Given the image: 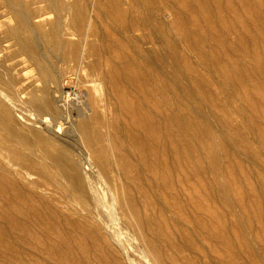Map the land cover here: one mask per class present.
Returning a JSON list of instances; mask_svg holds the SVG:
<instances>
[{
    "label": "bare ground",
    "instance_id": "obj_1",
    "mask_svg": "<svg viewBox=\"0 0 264 264\" xmlns=\"http://www.w3.org/2000/svg\"><path fill=\"white\" fill-rule=\"evenodd\" d=\"M48 5L56 19L32 32L36 46L26 42L34 57L49 46L76 73L74 87L51 92L47 73L31 91L0 81V234L55 229L35 245L67 264H200L204 252L217 264H264V0ZM170 31L194 44L196 65ZM225 140L255 161L257 186ZM186 250L197 256H174Z\"/></svg>",
    "mask_w": 264,
    "mask_h": 264
},
{
    "label": "rangeland",
    "instance_id": "obj_2",
    "mask_svg": "<svg viewBox=\"0 0 264 264\" xmlns=\"http://www.w3.org/2000/svg\"><path fill=\"white\" fill-rule=\"evenodd\" d=\"M6 1L8 2L7 4H6ZM48 1L49 0H0V81H2L4 79L3 77H5V80L7 78H9L10 80L12 79L13 81L18 82V87H21L22 89L27 88L26 91H31V90H35V89L39 88L41 85V83H40L41 79H42L41 76L42 75L47 76V74H48V76H47L49 79L48 80V84H49L48 87L51 90V92L56 91L58 88H60L63 92H67L74 87L73 82H72V80L69 79V77L74 76L76 73L73 70H71L68 65H66L62 62L59 63V61H60L59 56L55 55L53 53V50L49 46L40 44L41 45L39 47L41 50L40 53H38V51H40V50L38 49V47H36V50H38V51H36L37 57H38L37 58V57H34L32 55V52L30 51V49L27 45V42H26V38H30V40L33 41L34 45L36 46L37 41H35L36 39H34V34L37 32V28L41 27L43 29L45 28L44 30H47L49 24L52 23L56 19V14H54L53 10H51V8L49 7ZM69 1H71V0H68V2ZM21 6H23V7H21ZM10 8H12V9H10ZM14 9H16L17 11H14ZM47 9H49L50 11H48ZM10 11H11V13H10ZM19 12H20V14H19ZM26 14H27V16H26ZM92 15H93L92 12H90L89 16H92ZM23 16H25V17H23ZM61 16L65 19V22H66L68 18H66L65 12H63L61 14ZM27 17H29V20L26 19ZM139 17L143 18L142 15H140ZM15 23H17V24H15ZM37 23H38V27H36ZM105 23L106 22H103V24H105ZM30 24H32V25H30ZM30 26H33V27H31V29H30L29 28ZM99 26L102 27V23L99 24ZM113 28L116 29L115 25H113ZM34 29H36V30H34ZM32 32H34V34ZM168 33H170V35H174L176 37V45L178 47L179 46L181 47V48L179 47L180 51H179V48L177 49V52L178 53L180 52L179 55H185V54H187L189 52L191 53V51H193V48H194L193 45L194 44L186 42L183 38H181L182 36L180 34L174 32V31H170ZM136 34H138V33H136ZM15 35H16V38L18 37V39H15V37H14ZM32 35H33V37H32ZM16 40H19V41H16ZM11 41H13L14 43ZM179 41H182V42H179ZM184 45H186L187 48ZM46 48L48 49V51L50 49L49 53H48ZM185 48L187 49V51ZM181 49H182V53H181ZM184 50L187 53L184 52ZM24 52H25V54H24ZM183 53H185V54H183ZM38 54L41 57V59L38 56ZM41 54H43V55H41ZM191 54H192V56L189 55V58H190L191 62L193 63L195 57L193 55V52ZM163 56L161 57L162 58L161 62L163 61V65L166 64L168 66L167 67L166 65H164L165 66V69H164L165 72L168 73L169 77H172L173 79L175 78V81L178 82L180 87H183V88L186 87L187 88L188 87L187 84H189V83L186 82L185 76L173 68L172 63H171L169 58H167L165 55H163ZM31 58H32V60H31ZM38 59H40V60H38ZM166 60H167V62H166ZM168 61H169V63H168ZM33 62L35 64H33ZM42 62H43V64H42ZM47 62H48V64H47ZM88 62H91V58L88 59ZM196 63H198L197 59L194 61L193 65H196ZM48 65L51 67H49ZM51 68L53 69V72L51 71ZM172 69H174V70L172 71ZM203 70H204V72H203ZM37 71L39 73H37ZM200 71L202 73L201 75L206 76L207 78H210V77L213 78L214 77L213 74H210V77H209V74H207V71L205 69H200ZM50 73L51 74L54 73L53 75L55 77L53 75H51ZM8 74H10V75H8ZM83 74H80V76L82 78H84ZM157 74H159V73H157ZM56 75H58L59 77ZM181 76H183V77H181ZM52 78H54V79L52 80ZM211 78H210V81L212 83V89H213L214 87L216 88L217 86L215 85L216 84L215 80H212ZM17 79H19L20 81ZM68 79H69V81H68ZM259 79H260V76H259ZM37 81H39V82H37ZM212 81H214L215 84ZM56 83H58V84L56 85ZM183 83H184V86H183ZM126 85L127 84H125V86ZM22 86H27V87H22ZM32 86H33V88H32ZM87 86H88L87 87L88 91L93 95L101 93L102 89H103L98 84H89ZM126 87H128V85ZM28 88H30V89H28ZM214 90L217 91V88ZM217 92H219V90ZM219 96L223 97L222 94H220ZM23 97H24V95H23ZM28 115H32V112L29 113ZM108 118L110 120H113V118H114V115L111 111L108 113ZM232 119H233L232 120L233 124L235 123V125H238L239 119L237 117L236 118L233 117ZM212 123L214 124L215 122L213 121ZM66 129H67L66 125L62 126V131L66 130ZM244 136L246 138L249 135L244 134ZM246 139L250 140L249 137H247ZM225 145H226V148H228L230 151H232V153L234 152L233 153L234 155L240 157L239 159L241 160V162H243L244 167L247 168L249 176L253 179V183L255 184V186H257L258 179L256 178L254 171H253V168H252V166L255 164V161H253V159H251V158L249 160V157H247V156L245 157V155H242L239 151H237V149L235 147L232 146V144L230 142H228V140L227 141L225 140ZM4 161H6L5 154L2 151H0V163H2ZM258 162H259V164L262 165V163H264V160L262 158H259ZM33 179H34V177H32V176L26 177V180H29V181H31ZM19 180H21V179L19 178ZM245 190L246 189L244 188V191ZM155 191H156L155 188L152 189V192H150V195L153 196L154 193H156ZM152 209L153 208H151L150 212H148L150 215H152L154 213V209L153 210ZM230 214H233L232 210H230ZM163 216L165 218H167L168 220H170L173 225H175V226L177 225L176 220L171 219V217H169V214L167 212H165L163 214ZM262 223L264 225V204H263ZM171 227H174V226H171ZM50 228L52 230L54 229L52 224H50ZM51 232H52V234L49 233L50 236H47V235L45 236V233L42 232L41 228H40L37 230V232L32 231L30 235H21V234H19L20 232L13 231L10 229H4L2 231V233L0 234V264H67V263H69V259L65 256V254H62L61 252H56V253L49 252L48 253V247H46L44 249V247H40V246L37 247L35 245V241L37 240V237L40 239L46 238V239H48V241L50 240V238H54V237L56 238L57 236L54 235L55 229ZM59 236L64 237L65 235H64V233H62V234L60 233ZM248 236H249V234L246 233L245 237L247 239L250 238V236L249 237ZM196 239L200 241V238L197 237ZM28 243H30V245ZM3 246L8 249V252H6L5 250H4L5 252H3ZM252 250L254 251L255 255H257V256L262 255V253H263V251H261L257 247H252ZM54 254H55V257L57 259H59V262H58V260L57 261L53 260V259H55ZM171 254L174 255V253H171ZM188 254L191 256H197V253L195 251H192V250L191 251L186 250V251H183L180 255L178 254V255H174V256H177V258H178V257H182L183 255H188ZM197 257H200V264H217L215 262L214 258L209 256L208 252H204L203 255H199ZM33 259H35V261ZM46 259L49 260L50 263H49V261H46ZM239 262H240V264H249V263L253 264V263H251L252 261L248 262L246 260L243 262H241L239 260Z\"/></svg>",
    "mask_w": 264,
    "mask_h": 264
}]
</instances>
